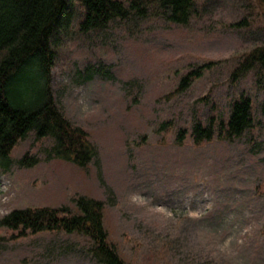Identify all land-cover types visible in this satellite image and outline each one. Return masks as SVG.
<instances>
[{
    "label": "rangeland",
    "instance_id": "374dc122",
    "mask_svg": "<svg viewBox=\"0 0 264 264\" xmlns=\"http://www.w3.org/2000/svg\"><path fill=\"white\" fill-rule=\"evenodd\" d=\"M71 3L72 19L55 41L53 89L98 154L80 168L48 157L53 139L31 132L11 170L0 166V217L27 206L74 209L73 198L85 194L106 202L110 238L133 264H264V81L254 71L230 78L243 53L264 43V8L256 0H198L187 25L151 14L82 33L83 7ZM210 61L219 63L167 97L186 72ZM242 94L254 99L253 129L235 140L195 145L186 134L177 143L196 117L227 119ZM28 151L37 165L17 163ZM88 246L79 233L20 236L0 227V264H100Z\"/></svg>",
    "mask_w": 264,
    "mask_h": 264
},
{
    "label": "trees",
    "instance_id": "16d2710c",
    "mask_svg": "<svg viewBox=\"0 0 264 264\" xmlns=\"http://www.w3.org/2000/svg\"><path fill=\"white\" fill-rule=\"evenodd\" d=\"M79 1L83 7L79 21L82 33L106 30L117 19L145 18L151 14L187 25L198 14V0ZM256 1L264 8V0ZM71 11V0H0V166L3 171L11 170L16 146L31 132L37 140L53 139L48 157L80 168H87L98 154L89 132L65 114L53 89L55 41L58 31L67 30ZM247 19L231 25H245ZM218 63L210 61L186 72L167 97L184 92L204 70ZM32 68H35L33 72ZM250 71H254L258 83L264 81V43L243 53L230 78L236 81ZM168 124L164 123L163 127ZM255 125L254 99L242 94L232 102L227 119L212 115L205 121L196 117L190 128L179 129L176 141L182 144L186 134L195 145L216 137L235 140ZM39 161L37 155L28 151L17 163L31 167ZM73 200L74 209L69 205L14 208L0 217V227L20 236L47 230L79 233L88 238V251L100 264H133L120 254L110 238L105 222L106 202L85 194Z\"/></svg>",
    "mask_w": 264,
    "mask_h": 264
}]
</instances>
